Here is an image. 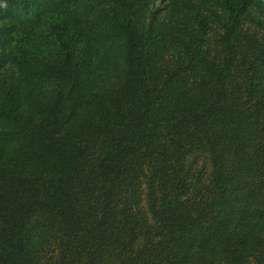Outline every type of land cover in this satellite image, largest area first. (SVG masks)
<instances>
[{"label":"trees","instance_id":"trees-1","mask_svg":"<svg viewBox=\"0 0 264 264\" xmlns=\"http://www.w3.org/2000/svg\"><path fill=\"white\" fill-rule=\"evenodd\" d=\"M160 1L0 0V264H264V0Z\"/></svg>","mask_w":264,"mask_h":264},{"label":"rangeland","instance_id":"rangeland-1","mask_svg":"<svg viewBox=\"0 0 264 264\" xmlns=\"http://www.w3.org/2000/svg\"><path fill=\"white\" fill-rule=\"evenodd\" d=\"M164 0H161L160 2H157L156 3V7L158 8V10L160 11V22L162 23V25H165L166 23H169L167 22L168 20V3L167 2H163ZM0 52H6V49L4 48V42H0ZM169 47H171V44L169 42H166V44L164 46H161V50L162 51H167V49H169ZM171 51L169 50V52L167 54L164 55H161L159 56V65L160 67L161 66H164L166 64H169L171 62ZM12 61L11 60H4V62H2L1 66H0V81H6L7 83H9L11 80V78L8 76V73H9V69L14 67V65L11 63ZM15 68V67H14ZM1 140H0V144H1ZM4 146L6 147V154H11L12 153V150H13V145L9 144L8 142L4 143ZM39 238V237H38ZM36 246H38V248L32 246L31 249H34V254L33 257H35L36 255L38 257H40V253L39 251L43 252L42 257H45L44 255V252L47 248L44 249V247H42L40 249V243L37 241L35 243ZM40 249V250H39ZM38 264V263H37Z\"/></svg>","mask_w":264,"mask_h":264}]
</instances>
